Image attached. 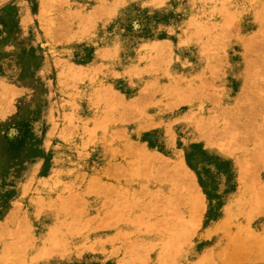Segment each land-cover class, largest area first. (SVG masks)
Wrapping results in <instances>:
<instances>
[{
	"label": "rangeland",
	"instance_id": "1",
	"mask_svg": "<svg viewBox=\"0 0 264 264\" xmlns=\"http://www.w3.org/2000/svg\"><path fill=\"white\" fill-rule=\"evenodd\" d=\"M0 264H264V0H0Z\"/></svg>",
	"mask_w": 264,
	"mask_h": 264
},
{
	"label": "bare ground",
	"instance_id": "2",
	"mask_svg": "<svg viewBox=\"0 0 264 264\" xmlns=\"http://www.w3.org/2000/svg\"><path fill=\"white\" fill-rule=\"evenodd\" d=\"M131 41V40H130ZM134 48V47H133ZM125 50H127V49H122V51H121V60H122V62H123V65L121 66L123 69L122 70H124V69H126V67H129V68H132V66H135L136 64H137V62H136V59L135 60H130V59H128V56H129V52H127V51H125ZM138 54V53H137ZM150 61L146 58L144 61H143V63H142V65H144V67L145 68H147L148 69V65H150V64H148ZM248 68V67H247ZM252 68V67H251ZM143 69V68H142ZM145 72H148V70L147 71H145ZM144 74V73H143ZM142 74V75H143ZM146 77H148V76H146ZM163 77H165V76H163ZM162 76L160 77V76H152L151 78H155V80H156V85L157 86H160L158 89L160 90V88H161V83H160V79H162L163 78ZM167 77V76H166ZM141 78V77H140ZM151 78H149V79H151ZM234 79V78H233ZM236 79V78H235ZM141 80V79H140ZM137 82H138V80H136ZM143 81V80H142ZM165 82V81H164ZM166 84V83H165ZM126 85V84H125ZM169 85H171V84H169ZM165 89V88H164ZM162 91V90H161ZM179 93V92H178ZM177 94V93H176ZM180 94V93H179ZM193 121V120H192ZM191 121V122H192ZM198 122V121H197ZM116 146H118V145H116ZM115 146V147H116ZM120 148H127V145H121V146H119L118 148H114V151H117V150H121ZM124 155V154H123ZM140 161V160H139ZM139 161H137V162H139ZM136 162V163H137ZM134 169V168H133ZM135 169H137V168H135ZM139 170H140V168H139ZM139 170H138V172H139ZM136 172V171H135ZM137 173V172H136ZM149 174V173H148ZM131 175H133V173H131ZM136 176H137V174H135ZM134 175V176H135ZM135 176V177H136ZM149 176H151V175H149ZM139 177V176H138ZM137 177V178H138ZM141 177V176H140ZM85 180H95V181H97V182H99V181H102V182H104V181H106V179H107V177L105 176V174H104V171H103V169H102V167H98L95 171H91L90 173L88 172V173H86V175H85ZM106 178V179H105ZM103 179H105V180H103ZM93 183H95V182H93ZM44 250V249H43ZM45 251V250H44ZM37 253V252H36ZM41 253V252H40ZM39 253V254H40ZM44 254V253H43Z\"/></svg>",
	"mask_w": 264,
	"mask_h": 264
}]
</instances>
